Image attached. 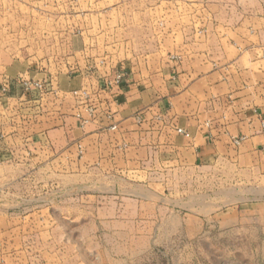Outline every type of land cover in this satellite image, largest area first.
<instances>
[{
    "label": "rangeland",
    "instance_id": "1",
    "mask_svg": "<svg viewBox=\"0 0 264 264\" xmlns=\"http://www.w3.org/2000/svg\"><path fill=\"white\" fill-rule=\"evenodd\" d=\"M255 17L264 18V0H0V79L23 62L67 70L76 87L82 69L100 79L117 59L157 67L160 54L174 61L201 54L208 38L238 35L235 26L256 24ZM96 87L87 82L73 91L93 94ZM72 92L74 110L79 98ZM22 120L0 130V148L32 147L35 122ZM15 129L21 139L8 137ZM70 134L54 144L72 146L67 159L40 157L18 172L6 166L18 157H0L7 169L0 167L3 262L264 264V187L256 195L248 174L181 171L172 162L96 188L94 173L79 176L77 134Z\"/></svg>",
    "mask_w": 264,
    "mask_h": 264
},
{
    "label": "crops",
    "instance_id": "2",
    "mask_svg": "<svg viewBox=\"0 0 264 264\" xmlns=\"http://www.w3.org/2000/svg\"><path fill=\"white\" fill-rule=\"evenodd\" d=\"M255 19L256 24L239 22L238 35L208 38L206 51L189 58L174 61L160 54L157 67L115 60L107 73H124L120 87L114 89L113 101L100 105L96 118L83 128L74 117L71 92L87 82L98 85L99 76L82 69L78 85L72 87L75 77L67 70L50 73L23 62L6 67L0 79V130L7 129L9 120L26 118L36 129L27 138L32 147L0 148V157H18L6 165L18 172L25 164L43 161L40 157H51L46 163L67 159L72 146L54 144L67 141L71 130L77 134L79 176L94 173L96 188L118 187V176L150 173L153 167L174 162L181 171L192 166L216 173L221 167L224 174H248L249 186L258 195L264 187V18ZM83 50L74 55L79 57ZM81 57L84 67L87 60ZM17 78L49 83L41 95L23 93L14 83ZM6 82L10 85L4 91ZM12 136L21 139L24 134L15 129ZM237 137L243 140L236 146L232 139ZM2 260L0 264H11Z\"/></svg>",
    "mask_w": 264,
    "mask_h": 264
},
{
    "label": "built area",
    "instance_id": "3",
    "mask_svg": "<svg viewBox=\"0 0 264 264\" xmlns=\"http://www.w3.org/2000/svg\"><path fill=\"white\" fill-rule=\"evenodd\" d=\"M124 78L122 71H116L113 74H106L100 77V83L97 85L96 90L91 94L86 88H82L81 92L73 91L79 100L74 107V116L80 121L81 125H86L96 118L97 111L100 105L107 106L114 99V89H118ZM47 80L33 79V78H20L14 80V83L19 84L23 93L36 91L38 94H43L47 87ZM9 82L4 84L3 90L9 87ZM94 97V98H92ZM105 110H107L105 108ZM114 127V126H112ZM243 138L233 139L234 144H239Z\"/></svg>",
    "mask_w": 264,
    "mask_h": 264
}]
</instances>
